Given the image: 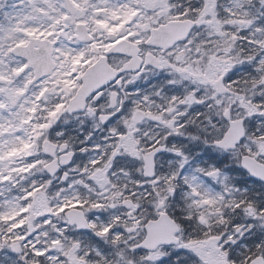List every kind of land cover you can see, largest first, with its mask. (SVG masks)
I'll return each instance as SVG.
<instances>
[{"label":"snow or ice","instance_id":"snow-or-ice-1","mask_svg":"<svg viewBox=\"0 0 264 264\" xmlns=\"http://www.w3.org/2000/svg\"><path fill=\"white\" fill-rule=\"evenodd\" d=\"M20 3L0 264H264V0Z\"/></svg>","mask_w":264,"mask_h":264},{"label":"flooded vegetation","instance_id":"flooded-vegetation-1","mask_svg":"<svg viewBox=\"0 0 264 264\" xmlns=\"http://www.w3.org/2000/svg\"><path fill=\"white\" fill-rule=\"evenodd\" d=\"M4 7L0 8V21H3L4 23L8 22V18L4 15L5 13L8 14V17L16 16V15H26L28 11L25 13H22V7H16L15 5H12V0H4ZM142 87L150 88L151 85H145L142 83ZM71 121V124L69 125V131L72 135H77V132L75 129H78L79 125L75 122V120L72 117L68 118ZM28 148L26 145H22L19 148H15L12 155H16L18 153H27ZM8 153L5 152V158H8Z\"/></svg>","mask_w":264,"mask_h":264},{"label":"rangeland","instance_id":"rangeland-1","mask_svg":"<svg viewBox=\"0 0 264 264\" xmlns=\"http://www.w3.org/2000/svg\"><path fill=\"white\" fill-rule=\"evenodd\" d=\"M14 149H15V148H12L13 151H14ZM6 153H8L7 150H6ZM12 153H13V152H12ZM7 155H9V154H7Z\"/></svg>","mask_w":264,"mask_h":264}]
</instances>
